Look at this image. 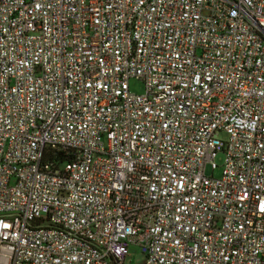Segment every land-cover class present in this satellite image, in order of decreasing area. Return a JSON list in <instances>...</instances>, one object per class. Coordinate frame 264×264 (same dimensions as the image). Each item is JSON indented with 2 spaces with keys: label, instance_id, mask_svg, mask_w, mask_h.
Here are the masks:
<instances>
[{
  "label": "built area",
  "instance_id": "built-area-1",
  "mask_svg": "<svg viewBox=\"0 0 264 264\" xmlns=\"http://www.w3.org/2000/svg\"><path fill=\"white\" fill-rule=\"evenodd\" d=\"M132 248L264 264V0H0V264Z\"/></svg>",
  "mask_w": 264,
  "mask_h": 264
},
{
  "label": "rangeland",
  "instance_id": "rangeland-1",
  "mask_svg": "<svg viewBox=\"0 0 264 264\" xmlns=\"http://www.w3.org/2000/svg\"><path fill=\"white\" fill-rule=\"evenodd\" d=\"M129 89L131 93L134 94H142L144 92V84L139 81V80H135L132 79L129 82ZM220 139H226L225 135H221ZM216 164L218 166V169H216L213 173L215 178H219L221 175V166L223 164V157L222 155H219L216 159ZM64 164V163H63ZM131 253H132V257L128 259V262L131 264H143L144 262V256L143 254H141V252L139 251V249L137 248H132L131 249Z\"/></svg>",
  "mask_w": 264,
  "mask_h": 264
},
{
  "label": "trees",
  "instance_id": "trees-1",
  "mask_svg": "<svg viewBox=\"0 0 264 264\" xmlns=\"http://www.w3.org/2000/svg\"><path fill=\"white\" fill-rule=\"evenodd\" d=\"M62 155L63 153L62 152H59V153H57V152H55V151H47L46 152V154H45V157H46V159H49V158H53V156L54 155ZM68 159H71V156H64V157H60V158H58V162L59 163H64V162H66Z\"/></svg>",
  "mask_w": 264,
  "mask_h": 264
}]
</instances>
